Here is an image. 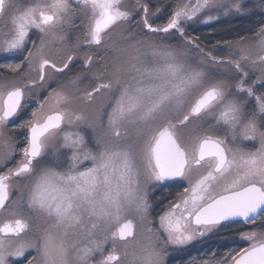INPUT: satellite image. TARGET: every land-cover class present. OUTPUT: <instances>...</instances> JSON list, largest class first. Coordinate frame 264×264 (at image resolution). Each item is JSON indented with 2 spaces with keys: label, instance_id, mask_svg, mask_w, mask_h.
Listing matches in <instances>:
<instances>
[{
  "label": "snow or ice",
  "instance_id": "6c2138e0",
  "mask_svg": "<svg viewBox=\"0 0 264 264\" xmlns=\"http://www.w3.org/2000/svg\"><path fill=\"white\" fill-rule=\"evenodd\" d=\"M249 3L0 0V264H171L224 230L187 264H264ZM257 7L249 34H190ZM172 185L156 212L150 190Z\"/></svg>",
  "mask_w": 264,
  "mask_h": 264
},
{
  "label": "trees",
  "instance_id": "16d2710c",
  "mask_svg": "<svg viewBox=\"0 0 264 264\" xmlns=\"http://www.w3.org/2000/svg\"><path fill=\"white\" fill-rule=\"evenodd\" d=\"M131 3V0H128ZM159 4H164L163 0H158ZM257 20L252 16L250 17V22L254 23ZM247 27V22L242 19L235 20L229 24L220 23L215 27V31H211L210 38H217V40L221 39H235L238 35L242 34ZM172 187H161L157 190V192L153 193L151 196V201L155 206V211L159 212L167 199H171L173 192ZM227 233V234H225ZM231 232L228 230H224L220 235L206 239L203 243H199V246L195 245L193 247H189L181 254L176 255L175 257H171V264H187V261L190 257L202 255L209 248L215 250L218 245L223 246L225 241L231 239ZM222 250H226V248L222 247Z\"/></svg>",
  "mask_w": 264,
  "mask_h": 264
},
{
  "label": "flooded vegetation",
  "instance_id": "af4514ba",
  "mask_svg": "<svg viewBox=\"0 0 264 264\" xmlns=\"http://www.w3.org/2000/svg\"><path fill=\"white\" fill-rule=\"evenodd\" d=\"M163 1H164L165 5H167L170 2V0H163ZM261 15H262V12L261 11L255 10V14H252V15H245V16L234 15V16H231V17H228V18L221 17L219 23H213L210 26H205V25H202V24H194L192 26V28L190 29V34L200 36L201 40L205 44H208L209 46H211V43L217 41V38H210V35H211L210 32L212 30L215 31V27L218 26L220 23H222V25H224V24L227 25V24H229V23H231V22H233L235 20H238V19L245 20L247 22V27H246V29L244 31H242V34H240V35H245V34H249L248 33V29L249 28H253V27L257 26V22L261 19ZM251 16L254 19H256L257 21L254 22V23H251L250 22V17ZM75 35H76V33H70V37H69L70 40H74L75 39ZM25 118H27V116ZM17 138L18 139H22V136H18ZM169 187H172L171 190H172L173 195H174L175 191L179 190V187L180 186L179 185H172V186H169ZM158 189L159 188L155 189L150 194V198H151V196H152L153 193L157 192ZM166 202H167V200H166ZM166 202L164 204H166ZM196 245L199 246V244H196ZM185 250H183V251H185ZM183 251L173 252V253H171V257H175L176 255L181 254Z\"/></svg>",
  "mask_w": 264,
  "mask_h": 264
},
{
  "label": "rangeland",
  "instance_id": "374dc122",
  "mask_svg": "<svg viewBox=\"0 0 264 264\" xmlns=\"http://www.w3.org/2000/svg\"><path fill=\"white\" fill-rule=\"evenodd\" d=\"M259 3H261V0H250V3H249V7H251L252 5H258ZM256 10L258 11H261V9H259L258 7L256 8ZM11 166V165H9ZM153 191L150 190V194L152 193Z\"/></svg>",
  "mask_w": 264,
  "mask_h": 264
}]
</instances>
